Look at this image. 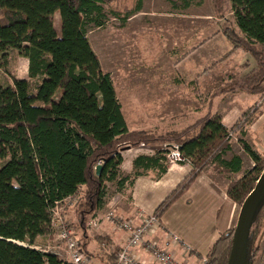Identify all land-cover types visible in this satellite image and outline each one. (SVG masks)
<instances>
[{"label":"trees","instance_id":"1","mask_svg":"<svg viewBox=\"0 0 264 264\" xmlns=\"http://www.w3.org/2000/svg\"><path fill=\"white\" fill-rule=\"evenodd\" d=\"M167 1L177 7V1L187 6L194 0ZM105 2L0 0V57L15 49L28 59L27 77H14L5 85L0 82V160H5L0 165V264H73L37 247L41 245L38 238L52 229V208L66 197H77L76 210L87 222L103 206L107 182L122 188L147 169L159 176L166 172L168 149L163 144L178 143L187 160L183 163L192 169L153 212L159 219L198 174L214 166L242 172L240 154L226 157L232 151L231 133L238 128L239 144L254 165L229 181L227 196L241 205L264 169L262 156L243 138L241 121L249 110L231 127L213 111V99L221 87L210 93L208 101L198 95L207 102L205 114L180 129L128 128L111 74L103 70L87 37V24H105ZM142 5L143 0H136L123 16L112 12L125 22ZM231 11L233 27L222 32L232 49L220 60L238 50L248 52L256 66L237 80V87L263 95L264 0H231ZM140 144L154 145L155 152L137 156L135 171L124 175L121 151ZM263 219L264 199L251 226L247 264H252L255 225ZM231 229L214 241L204 264H227ZM110 256L115 259V252Z\"/></svg>","mask_w":264,"mask_h":264},{"label":"rangeland","instance_id":"2","mask_svg":"<svg viewBox=\"0 0 264 264\" xmlns=\"http://www.w3.org/2000/svg\"><path fill=\"white\" fill-rule=\"evenodd\" d=\"M135 3L136 0H106L104 3L106 15L104 26L95 27L94 24L86 26L91 45L99 57L103 70L111 74L116 94L124 107L125 116L129 118V122L131 117L138 118L141 115L150 119L146 126H155L157 131L180 129L206 112V100L197 95L207 98L208 101L210 93L215 88L221 87L218 95L213 99V111H216L219 101L224 96L223 91L228 92L238 80L234 78V73L229 75L230 72L234 71L240 62H247L246 58L249 54L244 51L241 54L235 52L225 60L218 62L211 70L203 73L205 68L219 60L232 47V43L226 37H211L203 46L185 56V52H188L189 47L196 42L195 35V38L192 37V40L186 42L183 47L182 45L177 46L174 51L173 48H176L178 44L174 46L164 43L161 38L152 34V28H142L141 22H151L152 20L183 22L189 19L199 20L200 16H205L208 25H211L205 32L210 35L211 32L218 29L217 25H214L216 22L221 29L227 26L233 27V15L228 1L203 0L199 3V0H194L191 8L184 10L180 1H177L178 6L173 8L169 2L164 0H147L144 8L150 11L157 10L153 15L139 13L131 15L123 22L122 16L125 11L132 9ZM112 11H119L122 16H115ZM54 20L57 25L56 16ZM137 21L141 25L138 26ZM249 56L251 57V55ZM27 72L28 64L17 50L11 49L5 58L0 57V82L3 85L12 83L14 77H27ZM196 79H198L197 83H195ZM249 97H253V104L256 103L259 106L257 112V116H259L264 112V97L260 94H249ZM248 102V100L238 99L234 102V107L240 109L242 114L249 106ZM248 110L249 114L242 117L241 122L244 124L242 127H246L247 122L253 121L255 109L249 108ZM153 111H163V117L166 115L167 117L161 119H168V121L172 120L170 117L174 115V119L168 123L171 125L163 124L159 118L153 115L154 113L152 114ZM132 127L141 128V125ZM239 137L241 135L238 128L232 136V151L227 155L229 157L232 153H238L242 156L244 169L240 175H243L245 171L253 167L254 162L241 148ZM161 146L167 147L168 145ZM262 158L264 160V152ZM4 161L0 160V165ZM216 174L218 175V172ZM229 178L231 176L225 180H229ZM221 181L224 182L223 179ZM109 189L107 187V191ZM237 206L238 215L241 205L237 204ZM236 221L237 216L233 227H231L229 241L232 240ZM255 229L257 231L253 236L250 258L252 264H264V219L255 225ZM38 239L42 249L53 252L58 250L61 256H65L62 254L64 253L63 248H58L61 241L58 238L57 229L50 230L48 234L42 235Z\"/></svg>","mask_w":264,"mask_h":264},{"label":"crops","instance_id":"3","mask_svg":"<svg viewBox=\"0 0 264 264\" xmlns=\"http://www.w3.org/2000/svg\"><path fill=\"white\" fill-rule=\"evenodd\" d=\"M146 1L147 0H143L142 8L137 10L133 15L139 13L153 15L157 11L155 9H152L151 11L146 10L144 8ZM212 1L214 2V0ZM227 1L228 6H230L229 8L231 9V0ZM193 2L187 6H182V8L184 10H189L193 5ZM201 2H203V0H199V3ZM171 6L175 8L172 4ZM55 16L57 17L58 25V14L56 13L54 17ZM200 19H189L184 20L183 22H158L152 20L151 22L144 21L141 23L143 24L142 28H152V34L161 38L164 43L172 44L174 46L178 44L176 45V48L169 45V47H172L174 51H176L177 46L180 47L182 45L183 47L186 42L191 41L192 37L195 35L197 37L196 42L194 45L189 47L190 50L188 52H185V56H187L188 53H192L199 47L203 46L211 39V37H225L217 22L213 24L217 25L218 29L211 32L212 35L206 34L205 31L211 25H208L205 16H200ZM141 23L137 21L138 26L141 25ZM231 49L232 47H230L228 51ZM237 52L241 54L246 51L243 52V50H238ZM249 55L248 58H246L247 62H240L238 66L234 68V71H231L230 74H228L231 75V73H234V78L239 79L253 69L256 66V61ZM23 58L25 59L26 64H28V59L26 57ZM220 59L217 61H223ZM213 63L211 65H213ZM211 65L208 68H205L203 73L216 66ZM197 81L198 79L195 80V83H197ZM237 86L238 85L235 83L228 92L223 91L224 96L219 101V105L217 106V110L215 112L222 115L223 123L227 127H231L242 117L243 113L247 109L254 108L255 115L253 121L247 122L246 127H244L245 133L243 138L262 156V153L264 152V112L257 116L259 106L256 103L253 104L254 98L249 97V94H260L262 97H264V94L250 93L239 89ZM227 93L228 95L226 96ZM238 99L241 101H249V106L242 114L240 109L234 107V102ZM123 108L124 107L122 105L123 114L130 130H155V126H146L148 125L150 119L141 116L140 114L139 115L141 117L138 116V118H135L133 116L130 118L129 122V118L125 116ZM152 114L166 125H169L168 123L174 119V115L170 117L172 119L170 121H168V119H161L167 117V115L163 117V111H153ZM139 125H141V128L132 127ZM150 125L152 124L150 123ZM155 149L156 147L154 145L149 146L144 144H140L137 147L128 146L124 148L121 151L123 157L120 166L121 172L124 175L132 174L135 171L134 159L142 154L151 155L155 152ZM226 157L229 158L230 156L228 157L227 155ZM191 169L192 167L189 163H168L167 170L162 175L159 176L157 171L153 169H147L145 171L140 170L143 172L135 178L134 183L131 185L125 184L122 188H118L115 182H107V187L110 189L105 195L104 204L98 211H96L95 216L93 218H89L87 222L84 214L77 212L74 201L72 203L68 201L62 203L65 208V217L74 235L80 242L81 249L85 251L89 257L90 263L112 264L115 259L110 255L114 253L117 248L123 246L128 238V231L126 229L119 228L118 220H129L133 225H139L145 216L153 214L157 207L185 178ZM213 171L216 173L218 172V175ZM240 174L241 172L231 173L222 167H211L208 172L198 174L188 189L176 198L164 211L160 218V227L155 234L149 235L147 238L156 240L161 246H165V242L168 241V249L173 252L174 257L180 262H185L186 264H200L201 260L205 258L214 241L221 234L227 232L231 227H233L236 216H238V206L227 196L226 189L229 181L231 179L240 178ZM228 176H231V178H229V180H225ZM221 179H223L224 182H222ZM92 220L98 221V225L96 227L92 226ZM172 234L181 237V242H172V240L169 239ZM183 243H188L191 246V249L186 251L183 247ZM37 247L41 248L39 245ZM58 248H63V244H59ZM54 252L58 253V255L60 254L58 250H54ZM134 252L140 260L146 263L160 264L153 261L150 255L142 247L135 248Z\"/></svg>","mask_w":264,"mask_h":264},{"label":"built area","instance_id":"4","mask_svg":"<svg viewBox=\"0 0 264 264\" xmlns=\"http://www.w3.org/2000/svg\"><path fill=\"white\" fill-rule=\"evenodd\" d=\"M233 134L234 133H231L232 136ZM167 149L166 158L169 163H183L187 161L186 157L182 154L178 143H173L167 146ZM65 201L72 203L73 201H77V197L69 196L62 201L57 202L51 210L50 222L52 229H57L58 238L63 244L62 250H64V253L62 254L65 256H61V258H65L73 264H91L89 257L85 251L81 249L80 242L74 235L65 217V208L62 205ZM91 224L96 227L98 221L92 220ZM118 226L119 228L128 231V238L123 246L116 249L115 264H150L137 257L134 252L137 247H142L150 255L153 261L160 264H186L185 262H180L174 257L173 252L167 247V245H169L168 241L165 242V246H161L156 240L147 238L149 235H154L160 227V219L154 214L145 216L139 225H133L129 220L119 219ZM169 239L174 243L181 242V237L178 235L172 234ZM183 247L186 251L191 249V246L188 243H183ZM59 255H61V253ZM205 261L206 258L202 259L200 264H204Z\"/></svg>","mask_w":264,"mask_h":264},{"label":"water","instance_id":"5","mask_svg":"<svg viewBox=\"0 0 264 264\" xmlns=\"http://www.w3.org/2000/svg\"><path fill=\"white\" fill-rule=\"evenodd\" d=\"M101 165L97 166V173ZM264 199V169L255 185L245 196L232 234V243L227 264H247L248 240L256 211Z\"/></svg>","mask_w":264,"mask_h":264}]
</instances>
